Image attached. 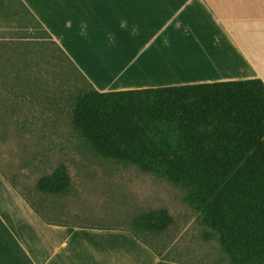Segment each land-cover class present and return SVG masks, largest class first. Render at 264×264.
<instances>
[{
    "label": "trees",
    "instance_id": "obj_1",
    "mask_svg": "<svg viewBox=\"0 0 264 264\" xmlns=\"http://www.w3.org/2000/svg\"><path fill=\"white\" fill-rule=\"evenodd\" d=\"M0 17L3 137L20 128L18 99L69 98L71 127L95 155L184 187L228 264H264L262 80L99 92L22 0H0ZM43 182L45 192L71 188L65 165Z\"/></svg>",
    "mask_w": 264,
    "mask_h": 264
},
{
    "label": "crops",
    "instance_id": "obj_2",
    "mask_svg": "<svg viewBox=\"0 0 264 264\" xmlns=\"http://www.w3.org/2000/svg\"><path fill=\"white\" fill-rule=\"evenodd\" d=\"M99 92L264 82V0H22ZM129 229L48 223L0 172V264H158Z\"/></svg>",
    "mask_w": 264,
    "mask_h": 264
},
{
    "label": "rangeland",
    "instance_id": "obj_3",
    "mask_svg": "<svg viewBox=\"0 0 264 264\" xmlns=\"http://www.w3.org/2000/svg\"><path fill=\"white\" fill-rule=\"evenodd\" d=\"M42 95L18 99L19 130L6 137L0 131V172L43 219L135 231L158 253V264H228L219 242L205 240L201 213L187 203L184 187L95 155L71 127L69 98ZM60 165L68 169L70 190L43 191V178Z\"/></svg>",
    "mask_w": 264,
    "mask_h": 264
}]
</instances>
